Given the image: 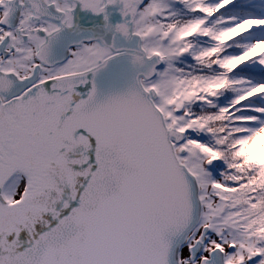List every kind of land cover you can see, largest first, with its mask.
I'll list each match as a JSON object with an SVG mask.
<instances>
[{
  "label": "snow or ice",
  "instance_id": "1",
  "mask_svg": "<svg viewBox=\"0 0 264 264\" xmlns=\"http://www.w3.org/2000/svg\"><path fill=\"white\" fill-rule=\"evenodd\" d=\"M0 264H264V0H0Z\"/></svg>",
  "mask_w": 264,
  "mask_h": 264
}]
</instances>
